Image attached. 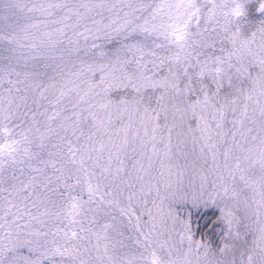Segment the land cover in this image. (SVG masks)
<instances>
[{"label": "snow or ice", "instance_id": "obj_1", "mask_svg": "<svg viewBox=\"0 0 264 264\" xmlns=\"http://www.w3.org/2000/svg\"><path fill=\"white\" fill-rule=\"evenodd\" d=\"M253 3L0 0V264H264Z\"/></svg>", "mask_w": 264, "mask_h": 264}, {"label": "rangeland", "instance_id": "obj_2", "mask_svg": "<svg viewBox=\"0 0 264 264\" xmlns=\"http://www.w3.org/2000/svg\"><path fill=\"white\" fill-rule=\"evenodd\" d=\"M246 7L248 9L247 18H246L247 22L245 23L242 30L245 34H248L251 30H254L255 26L259 23L260 20H264V15H261L260 13L256 12L257 16L255 17V22H251L248 20L250 19L248 17V14L249 15L251 14L253 8L255 10L256 5L253 3L246 5ZM246 25H252V26H246Z\"/></svg>", "mask_w": 264, "mask_h": 264}, {"label": "trees", "instance_id": "obj_3", "mask_svg": "<svg viewBox=\"0 0 264 264\" xmlns=\"http://www.w3.org/2000/svg\"><path fill=\"white\" fill-rule=\"evenodd\" d=\"M256 16H257V15H256V11H255L254 8H253L251 14H250V15L248 14V17L250 18V19H248V20L251 21V22H255V17H256ZM246 26H252V25H246Z\"/></svg>", "mask_w": 264, "mask_h": 264}, {"label": "clouds", "instance_id": "obj_4", "mask_svg": "<svg viewBox=\"0 0 264 264\" xmlns=\"http://www.w3.org/2000/svg\"><path fill=\"white\" fill-rule=\"evenodd\" d=\"M8 145H5V150L7 149Z\"/></svg>", "mask_w": 264, "mask_h": 264}]
</instances>
